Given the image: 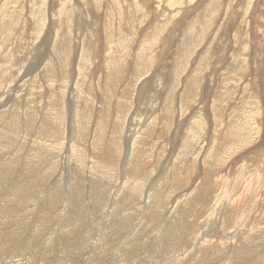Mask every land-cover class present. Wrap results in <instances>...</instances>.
<instances>
[{
	"label": "rangeland",
	"instance_id": "obj_1",
	"mask_svg": "<svg viewBox=\"0 0 264 264\" xmlns=\"http://www.w3.org/2000/svg\"><path fill=\"white\" fill-rule=\"evenodd\" d=\"M55 1L57 7L63 4L72 8L71 17L62 15L63 11L57 10V15H62L60 17H64L63 20L67 18L69 22H73L72 29L66 27L63 20L62 24L59 23L56 16L50 17L52 13L49 0H0V64L2 63L0 73L3 72L0 74V264H93L94 262V264H174V257L175 264H264V170H262L264 145L258 144L264 130V105L258 91L252 93L253 97L252 94L243 93L245 86L247 89L254 88L257 82H264V43L261 40L252 41V49L249 36L251 28L256 25L254 22H258L261 27L260 32H264V0L258 7L260 13L256 15L252 7L255 0H245L244 9L237 16V22L231 31L226 30L221 33L227 21L224 17L225 23L219 27L213 42L211 43L212 35H210L205 39V43L201 44V46L210 45V51L205 55V48L200 47L202 50L196 48L197 50L195 49V52L189 56L187 67L172 65L175 63L173 53L174 58H177L179 53L177 47L182 45L180 41L185 33L183 35L178 33L181 23L174 28L171 26L173 21H180L182 15L188 14V11H183L188 0H170V3L173 1L172 7L168 6L171 5L167 2L169 0H149L147 1L149 6L143 5L142 0ZM174 1H177L176 6L182 7L177 8ZM229 1L226 0L227 3ZM166 2L169 4L167 5ZM233 3L236 1L233 0ZM155 4L158 10L154 7ZM100 7L102 10H98ZM224 7L226 5L220 7L215 14ZM111 8L112 13L108 12ZM131 8L133 9L130 11ZM135 9L139 13L134 16ZM177 10L178 13L170 23L169 14L172 16ZM131 12L133 16H129ZM116 15L118 17H115ZM81 16L86 19L84 25ZM220 22L221 18L218 24ZM51 24L52 30L49 29ZM59 24L64 26V29ZM110 28L119 29L121 32L119 38L123 35L121 40L124 38L122 41L127 43L124 42L125 45L119 47V50H116V45V47L111 46L116 42H109ZM161 29L162 32H159L158 30ZM64 33L67 34L66 37ZM165 35L168 38L164 43L161 42V38ZM59 36L61 38H58ZM57 43L63 46L61 49L63 55L60 59H57L56 54H52L51 49ZM143 44L146 46L145 50H141ZM239 46L245 47L246 59L248 49H251L253 57L248 70L253 74L251 77L245 76L246 73L243 74L242 85L235 88V94L231 96L233 99L228 98L227 102L224 99L227 98L225 95L221 97L219 110L214 118L213 111L211 112L212 100L218 91L222 92L224 90L222 88L227 86L223 85V79H220L226 72L224 66H228V64L222 65L223 54L231 53L235 49L239 53L241 51L238 50ZM150 50H153L152 53ZM162 50L165 52L163 53ZM155 51L157 52L154 53ZM80 52L79 69L87 75L89 83L87 87L88 90L90 88L92 96L86 98L83 96L84 99L79 93L75 95L76 92L71 88L74 83L72 79L77 77L71 76L74 68L77 67ZM198 53L203 55L197 56ZM191 57L192 61L195 63L197 61V65L199 63L201 65L197 66L194 62H190ZM137 59L140 60L136 61ZM148 59H151L149 64L153 63V66L147 68L142 79L136 83L135 77L131 75L136 69L135 64L139 62L137 68H141L142 65L144 67ZM67 60L68 64H66ZM154 64L157 66L154 67ZM200 67L201 69H198ZM109 68L112 69L109 71L111 77ZM93 69L94 73H92ZM211 69L219 70L217 73L211 72ZM220 69L224 71L222 75ZM191 70L192 73H189ZM114 73H117L115 77ZM172 73H175L174 78ZM31 76L34 78L31 79ZM197 76L200 77L197 84L202 83L200 86L193 84ZM261 76L263 81H260ZM183 77H187V82ZM143 79L145 82L140 86V81ZM177 79H179L178 85L174 86ZM212 79L215 81H210ZM106 80L112 81L113 84L115 82V86L113 91L105 90V96L109 94L105 98L104 94H99L97 89L92 87L100 85L98 88L100 91L102 86L109 89L107 84L109 81ZM127 81L129 83L126 85ZM168 83H171V86ZM203 83L208 85L204 86ZM216 85L218 88H215ZM74 86L76 89H81V81L76 82ZM208 88H212V91ZM180 90H185L187 96L182 114L176 106L177 98L181 99ZM124 95L132 103L122 100ZM57 101L60 102L55 103ZM69 102H72L70 108ZM121 103L125 107H122ZM103 104H107L108 107L103 108ZM101 108L105 111H101ZM151 109L158 112L157 115L151 113ZM195 111L200 114L202 121H197L200 123L199 128L192 130L190 125L192 119L189 116L193 114V117ZM250 113L256 115L253 120L261 132H258L257 138H245V141L249 142L239 143V136L243 131L237 126L241 125L244 119L248 117L251 119ZM100 115L101 118L103 116L102 119ZM108 138H112V141ZM234 145L237 154H220L223 148L230 149L229 147ZM259 147L263 151L259 150ZM249 150L253 154L248 153ZM245 153L250 154L248 156L251 160ZM242 156L246 164L254 163H251L250 171L243 173L253 172L257 181L254 184L251 181L250 187H246L247 183L244 184L245 187H238L237 192L248 190L243 201L232 199L224 201V178L230 177L231 185L236 167L235 160ZM225 169L230 172L226 173ZM236 171L238 175L240 171L238 169ZM230 185L226 184L228 187ZM228 187L226 190H231V186ZM229 193L233 195L234 191ZM168 194L172 196L169 197ZM218 197L223 203L227 202L226 205L221 203L223 207H230L227 213L223 210L220 212L222 206H218L219 208L215 210ZM174 208L177 209V213L174 212L176 211ZM247 209L252 212L246 217ZM212 210H215V217L222 219L228 217L229 220L226 219L224 223L213 221L210 217ZM145 217L148 219L144 220ZM246 218L248 220H245ZM168 237L171 243L174 241L172 245L169 239L167 241Z\"/></svg>",
	"mask_w": 264,
	"mask_h": 264
},
{
	"label": "bare ground",
	"instance_id": "obj_2",
	"mask_svg": "<svg viewBox=\"0 0 264 264\" xmlns=\"http://www.w3.org/2000/svg\"><path fill=\"white\" fill-rule=\"evenodd\" d=\"M111 1V0H110ZM128 1V0H127ZM130 1V0H129ZM141 1V0H140ZM139 1V2H140ZM149 2V0H142V2L144 3L143 5H147L148 4V2ZM167 1V0H166ZM183 1V0H182ZM236 1V3H233V0H230L228 3L226 2V0H188V3H186V5H185V8L183 7V11H188V14L186 13V14H184V15H182L181 16V20L180 21H173V23H172V20L171 19H173V17L174 16H176L175 14H177L178 13V10L176 11V12H174V14L171 16L170 14H169V18H168V21H170V23H172V26L171 27H175V26H177L178 24H180L181 23V25H180V28L178 29V33L179 34H181V35H183L184 33V36L182 37V39H181V41H180V43L182 44L181 46L179 45V47H177V53H178V55H177V58L175 57L174 58V53H173V51H172V53H173V59H175L174 60V62L175 63H173L172 65H177V67H179V66H182V67H184V65H186V67H187V63L189 62V56L192 54V52H195V49L197 48L198 49V47L200 48V47H202V48H205V50H206V52H205V50L203 49V51L205 52L204 54L206 55V53L208 52V51H210V45H205V46H201V44H203V43H205V39L208 37V36H210V35H212V40H211V43L213 42V40H214V38H215V36L217 35V33H218V31H219V27L221 26V25H223L224 23H225V20H227L226 21V23L224 24V29H223V31L221 32V33H223V32H225L226 30H229L228 32H230L231 31V29H232V27L236 24V22H237V16L240 14V12H241V10L242 9H244V2H245V0H235ZM117 2H120V1H117ZM121 2H123V0L121 1ZM125 2H126V0H125ZM131 2V1H130ZM138 2V1H137ZM167 2H169L170 3V0L169 1H167ZM166 2V3H167ZM173 1H171V3H172ZM177 2V1H176ZM176 2L174 1V3H175V6H176ZM133 3V2H132ZM169 3H167V5L169 4ZM170 3V4H171ZM227 3V4H226ZM264 3V2H263ZM78 4H79V6H81L80 5V3L78 2ZM123 4V3H122ZM159 4V3H158ZM178 4H180V3H178ZM109 5V4H108ZM118 5V7L120 6L119 4H117ZM133 5H134V3H133ZM137 5H139L138 3H137ZM160 5V4H159ZM172 5L173 4H171V5H168V6H171L172 7ZM224 5H226V7H224L218 14H215L216 13V11L218 10V9H220V7H223ZM262 5V0H255V3H254V5L252 6L253 7V13L256 15V14H258V13H260V8H258V7H260ZM49 6H50V11H51V13L52 14H54V15H52V14H50V17L51 18H54V16H56V20L59 22V23H61L62 24V20L64 19V17H60V16H62L63 14L64 15H67V16H72V14H71V10H72V8L71 7H66V6H64L63 4H60L59 5V7H57V2L55 1V0H49ZM111 6H112V4H111ZM124 6H126V5H124ZM147 6H149V4L147 5ZM154 6V5H153ZM164 6H165V4H164ZM174 6V7H175ZM181 5H177L176 7L178 8V7H180ZM66 7V8H65ZM82 8H83V6H81ZM97 7H99V6H97ZM96 7V8H97ZM102 8H103V6H101ZM101 7L100 8H98V10L99 9H101ZM110 7V6H109ZM128 7V6H127ZM126 7V8H127ZM144 7V6H143ZM154 7H157L156 6V4H155V6ZM175 7V8H176ZM182 7V6H181ZM65 8V9H64ZM120 8V7H119ZM135 8V7H134ZM141 8V7H140ZM148 8V7H147ZM168 9H170V7H167ZM230 8V9H229ZM58 9H60L61 11H63V13H62V15H60V16H58L57 15V10ZM84 9V8H83ZM121 9V8H120ZM133 8H131L130 9V11L132 10ZM146 9V8H145ZM144 9V10H145ZM150 9V8H149ZM164 9V8H163ZM173 9V8H172ZM227 9H229V11L227 10ZM102 10V9H101ZM104 10V9H103ZM112 8L110 9V11L108 10V12H111L112 13ZM117 10H119L118 8H117ZM122 10V9H121ZM127 10V9H126ZM136 10V9H135ZM134 10V11H135ZM141 10V9H140ZM148 10V9H147ZM156 10H158V7L156 8ZM124 11V10H123ZM173 11H175V10H173ZM173 11H172V13H173ZM99 12V11H98ZM128 12V11H127ZM154 12V11H153ZM165 12V11H164ZM79 13V12H78ZM97 13V12H96ZM95 13V14H96ZM100 13V12H99ZM118 13V12H117ZM129 13V12H128ZM134 14V16L137 14V13H139L138 12V10H136L135 12H133ZM162 13H163V11H162ZM149 14H151V13H149ZM154 14V13H153ZM130 15H132V12H131V14H129V16ZM132 15V16H133ZM128 16V17H129ZM166 16V15H165ZM180 16V15H179ZM60 17V19H58ZM100 17V16H99ZM115 17H118V15H116ZM114 17V18H115ZM122 17H123V15H122ZM225 17V20H223V18ZM251 17H252V15H251ZM132 17H130V19H131ZM176 18V17H175ZM221 18V22L218 24V22H219V19ZM69 19V18H68ZM122 19V18H121ZM126 19H127V16H126ZM164 19V18H163ZM177 19H179L178 17H177ZM85 17L84 16H81V22H82V24L84 25L85 24ZM96 20V19H95ZM65 23V25H66V27L68 26V27H72V23L71 22H69V20H67V18H66V20H63ZM140 21V20H139ZM166 21V20H165ZM77 22H78V17H77ZM80 22V21H79ZM78 22V23H79ZM141 22V21H140ZM163 22V21H162ZM167 22V21H166ZM165 22V24H167ZM71 23V24H70ZM77 23V24H78ZM53 24V23H52ZM52 24H51V26H50V30H52V28H53V26H52ZM76 24V23H75ZM141 24V23H140ZM162 24V23H161ZM254 24H256V25H253V27L251 28V30H250V32H249V36H250V39H251V45H250V47L253 49V45H252V41H262L263 43H264V32H260V29H261V27H260V25H259V23L258 22H254ZM74 25V24H73ZM158 25L160 26V24L158 23ZM163 26H164V24H162ZM170 25V24H169ZM59 26H60V24H59ZM62 26V25H61ZM60 26V27H61ZM158 26V27H159ZM63 27V29H64V26H62ZM66 27H65V30H67L66 29ZM74 27V26H73ZM77 27V26H76ZM79 27V26H78ZM77 27V28H78ZM161 27V26H160ZM75 28V27H74ZM112 28V27H111ZM110 28V30H109V33H108V36L110 35V37H109V42H116V44H114V46L113 45H111L112 47H116L117 46V48H116V50H119V47H122V46H124L123 45V43L125 42H123L122 40L124 39H122L121 40V38L122 37H124L123 35H122V37L121 38H119V34L121 33L120 31H119V29H115L114 28V30L113 29H111ZM164 28H166V26L164 27ZM72 29V28H71ZM70 29V30H71ZM158 29H160V28H158ZM162 30L163 29H161V30H158L159 32H162ZM58 31H59V28H58ZM114 31H116L117 33H114ZM156 31V30H155ZM169 31H170V29H169ZM244 31V30H243ZM245 31H247V29H245ZM158 32V33H159ZM164 32V31H163ZM173 32V31H172ZM0 35H1V33H0ZM5 35V34H4ZM12 35V34H11ZM58 35V34H57ZM60 35V34H59ZM161 35H163V34H161ZM67 36V34L66 33H64V37H66ZM151 36V35H150ZM157 36H159L158 34H157ZM172 36V35H171ZM5 37H7V36H5ZM48 37V36H47ZM155 37H156V35H155ZM58 38H61L60 36L58 37ZM57 37H55V39H58ZM125 38H127V37H125ZM167 38H168V36L167 35H165V36H163V38H161L162 40H161V42H164L165 43V41H167ZM155 39H157L158 40V38H155ZM15 40V39H14ZM113 40V41H112ZM121 40V41H120ZM126 40H128V39H126ZM9 41V40H8ZM119 42V43H118ZM160 42V43H161ZM126 43V42H125ZM129 43V42H128ZM145 43V42H144ZM210 43V44H211ZM111 44V43H110ZM109 44V45H110ZM127 44V43H126ZM148 44V43H147ZM185 44V45H184ZM116 45V46H115ZM78 46V45H77ZM127 46V45H126ZM125 46V47H126ZM157 46V45H156ZM184 46V47H183ZM76 47V46H75ZM63 48V46L61 45V44H59V43H57L56 45H55V47L54 48H51L52 49V54H56V57H57V59H60V56H62L63 55V52H61V49ZM109 48H110V46H109ZM127 48H128V46H127ZM145 48H146V46L143 44L142 45V47H141V50H145ZM148 48V47H147ZM150 48V47H149ZM202 48H200L201 50H202ZM50 49V50H51ZM77 49V48H76ZM125 49V48H124ZM164 49H166V48H164ZM196 49V50H197ZM199 49V50H200ZM241 50L239 53L237 52V50L235 49V50H233L231 53H227L226 55L225 54H223V56H224V58H223V63H222V65L223 64H228V66H224L225 68H224V70L227 72H224L223 70H221V75H222V73L224 72V73H226L225 75H227V76H225L224 75V73H223V75L222 76H224L225 78H223L222 76H221V78L220 79H223V81H222V84L223 85H227L225 88H222L221 87V85L220 84H218V86L219 87H221L222 89H224L222 92L221 91H218V94L216 95V97L214 98V95H213V97L212 98H214L213 100H212V105H211V112H212V114H213V116H214V118L216 117V114H217V112H218V106H219V102H220V100H221V97H223V95H225L227 98H224V99H228V98H232L231 96H233L234 94H235V88L237 89V87L238 86H241L242 85V82H241V79L243 78L242 76H243V74H245V76H249V77H251L252 76V74H253V72H249V70H248V68H249V63H250V60H251V58L253 57V55H252V53H251V49H248V58L246 59V55H245V52H244V50H245V47H243V46H239L238 47V50ZM39 50V49H38ZM80 50V49H79ZM78 50V51H79ZM110 50V49H109ZM148 50V49H147ZM125 51H127V50H125ZM153 51V50H152ZM152 51L150 50V52L152 53ZM159 51V50H158ZM161 51V50H160ZM167 51V50H166ZM51 52V51H50ZM141 52V51H140ZM149 52V53H150ZM157 51H155L154 53H156ZM162 52H163V50H162ZM164 52H165V50H164ZM163 52V53H164ZM168 52V51H167ZM170 52V51H169ZM41 53V52H40ZM114 53V52H113ZM125 53V52H124ZM201 53H203V52H201ZM201 53H198V55L197 56H200V55H203V54H201ZM80 54H81V52L79 53V56H78V62H77V67H75L74 68V71H73V73H72V76L71 77H73V75L75 76H77L75 79L73 78H71L72 80H73V82L74 83H72V85H71V88L72 89H74V92H76L75 93V95L77 94V93H79V95H80V97L82 98L83 96H85V98L86 97H88V96H91L90 95V88H89V90H88V78H86V73L85 72H83L82 70H80L79 69V60H80ZM142 54V53H141ZM168 54V53H167ZM167 54H166V57H167ZM169 54H171V53H169ZM200 54V55H199ZM40 55V54H39ZM109 55V54H108ZM114 55V54H113ZM113 55H112V57H113ZM139 55V54H138ZM150 55V54H149ZM148 55V56H149ZM154 55V54H153ZM208 55H209V53H208ZM207 55V56H208ZM143 56V55H142ZM152 56V55H151ZM150 56V57H151ZM170 56V55H169ZM176 56V55H175ZM180 56H181V58H180ZM111 57V56H110ZM114 57H115V55H114ZM153 57H155V55L153 56ZM153 57H151V58H153ZM172 57V56H171ZM171 57H170V59H171ZM193 57H194V55H193ZM141 58V57H140ZM146 58H147V56H146ZM180 58V59H179ZM208 58H209V56H208ZM48 59H49V57H48ZM191 60H190V62L193 60L192 59V57L190 58ZM202 59H203V57H202ZM201 59V60H202ZM207 59V58H206ZM50 60V59H49ZM48 60V62H49V64L51 63L50 61ZM140 60V59H139ZM138 59L136 60V61H139ZM146 60V59H145ZM149 60V59H148ZM153 60H155V59H153ZM152 60V62H154ZM195 60H197V59H195ZM208 60V59H207ZM68 61V60H67ZM169 61V60H168ZM173 61V60H172ZM186 61V62H185ZM200 61V60H199ZM204 61V60H203ZM47 62V63H48ZM149 62H151V59L148 61V63L143 67V65H142V67L140 68H137V65L139 64V62H136V64H135V67H136V69H134L133 70V73L131 74L132 75V77H135V81H136V83H138L139 82V80L140 79H142L141 77H142V75H143V73L145 72V70L148 68L149 69V67L151 68V66H153V63L152 64H149ZM192 62H194V61H192ZM204 62H206V63H208V61H204ZM63 63V62H62ZM69 63V61L66 63V64H68ZM146 63V62H145ZM169 63H171V62H169ZM195 63V62H194ZM197 61H196V65H197ZM2 64V63H1ZM0 64V65H1ZM59 64V63H58ZM144 64V63H143ZM53 65V64H52ZM150 65V66H149ZM199 65H201L200 63H199ZM199 65H197V66H199ZM222 65H221V67H222ZM3 66V65H2ZM12 66V65H11ZM68 66V65H67ZM155 66H157V65H155L154 64V67ZM160 66V65H159ZM191 66V65H190ZM193 66V65H192ZM202 66H204V65H202ZM14 67H15V63H14ZM14 67H13V69H14ZM50 67H52L51 65H50ZM62 67H64V65L62 66ZM154 67H152V68H154ZM163 67V66H162ZM220 67V68H221ZM5 68V67H4ZM111 68V67H110ZM109 68V70H108V72L110 71V70H112V69H110ZM170 68V67H169ZM169 68H168V70H169ZM191 68V67H190ZM1 69V68H0ZM48 69V68H47ZM60 69V68H59ZM99 69V68H98ZM156 69H158V68H156ZM160 69V68H159ZM198 69H201V67L200 68H198ZM7 70V69H6ZM12 70V69H11ZM52 70V69H51ZM50 70V72H52ZM61 70V69H60ZM115 70H119V69H116L115 68ZM163 70H164V68H163ZM163 70H161L162 72H163ZM185 70V69H184ZM218 70L219 69H211L210 71L212 72V71H214V72H217L218 73ZM16 71V70H15ZM57 71V70H56ZM63 71H64V69H63ZM153 71V70H152ZM160 71V72H161ZM165 71L167 72V67H166V69H165ZM164 71V72H165ZM187 71V70H186ZM199 71V70H198ZM205 71V70H204ZM223 71V72H222ZM248 71V72H247ZM31 72V71H30ZM46 72V71H45ZM49 72V71H48ZM67 71H65V73H66ZM112 72V71H111ZM116 72V71H115ZM122 72V71H121ZM121 72H119V73H121ZM126 72V71H125ZM137 72H138V74H137ZM149 72H151V71H149ZM155 72H157V71H155ZM169 72V71H168ZM185 72V71H184ZM193 72H194V70H193ZM202 72V71H201ZM3 73V72H2ZM2 73H0V74H2ZM7 73V72H6ZM5 73V74H6ZM58 73V72H57ZM92 73H94V69H93V72ZM130 73V72H129ZM128 73V74H129ZM189 73H192V70H191V72L189 71ZM10 74V73H9ZM53 74V73H52ZM61 74V73H60ZM63 74V73H62ZM106 75L108 74V73H105ZM117 74V73H116ZM115 73H114V77H115V75H116ZM150 74H152V73H150ZM149 74V75H150ZM159 74V73H158ZM161 75H162V73H160ZM173 74H175V73H172V76H173ZM203 74H204V72H203ZM54 75H57L56 73H54ZM66 75V74H65ZM149 75H147V76H149ZM153 75H154V73H153ZM177 75V74H176ZM180 75V74H179ZM193 75H195V73H193ZM201 75H202V73H201ZM205 75H206V73H205ZM211 75V74H210ZM216 75V74H215ZM214 75V77H216ZM218 75V74H217ZM47 75H45V77H46ZM64 76V75H63ZM91 76V75H90ZM109 76H110V72H109ZM109 76L107 77V79H109V80H111L110 78H109ZM155 76H157V75H155ZM163 76H164V74H163ZM192 76V75H191ZM190 76V77H191ZM204 76V75H203ZM1 77V76H0ZM3 77V76H2ZM49 77V76H48ZM48 77H47V79H48ZM111 77V76H110ZM113 77V76H112ZM121 77H122V75H121ZM131 77V78H132ZM161 77V76H160ZM182 77V76H181ZM185 77V76H184ZM183 77V80L185 79L186 80V82H187V80L188 79H186V78H184ZM198 77V76H197ZM204 77H206V76H204ZM31 79H33L34 78V76H31L30 77ZM52 78V77H51ZM54 78V77H53ZM57 78V77H56ZM64 78V77H63ZM66 78V77H65ZM64 78V79H65ZM91 78V77H90ZM120 78V77H119ZM128 78V77H127ZM146 78V77H145ZM148 78V77H147ZM168 78V77H167ZM172 78H174V76L172 77ZM264 78V77H263ZM4 79V78H3ZM62 79V78H61ZM67 79V78H66ZM114 79V78H113ZM149 79H150V76H149ZM153 79V78H152ZM201 79H202V77H201ZM206 79V78H205ZM209 79V78H208ZM213 79H215V78H213ZM210 80V81H215V80ZM218 79H219V77H218ZM220 79L218 80V82L220 81ZM109 80H106V81H109ZM117 80V79H116ZM123 80V79H122ZM155 80V79H154ZM169 79H167V81H168ZM173 80V79H172ZM172 80L170 81V82H172ZM198 80H200V77H198V78H194V82H193V84H197V81ZM216 80H217V78H216ZM3 81V80H2ZM79 81H81V84H82V88L81 89H76L75 88V86H74V84L76 83V82H79ZM129 81V80H128ZM125 82L126 83V85H127V83H129V82ZM148 81V80H147ZM156 81V80H155ZM178 81H179V79H177V82H175L176 84L174 85V86H177L178 85ZM180 81H182V80H180ZM203 81H204V79H203ZM207 81V80H206ZM260 81H263V79H262V76H261V79H260ZM6 82V81H5ZM50 82V81H49ZM55 82V81H54ZM104 82H105V80H104ZM134 82V81H133ZM145 81H144V79L143 80H141L140 81V86L144 83ZM151 82H152V80H151ZM159 82H161V80H159ZM165 82V81H164ZM169 82V81H168ZM185 82V81H184ZM201 82V81H200ZM205 82V81H204ZM122 83V82H121ZM124 83V82H123ZM162 83H163V81H162ZM166 83V82H165ZM206 83V82H205ZM100 84H102V82L100 83ZM104 84V83H103ZM108 84V87H109V89H105V88H103V86H102V90L100 91V90H98V88H99V86H95V87H92V88H95V89H97V91H98V93L99 94H101V95H103L104 94V96L103 97H108V95L107 96H105L106 94V91L105 90H109V91H113V86H115V82H114V84H113V82L111 81H109V83H107ZM106 84V85H107ZM119 84V83H118ZM153 84H154V82H153ZM158 84H160V83H158ZM169 84V83H168ZM168 84H166V85H168ZM171 84V83H170ZM169 84V85H170ZM174 84V83H173ZM190 84V83H189ZM200 84H202V83H199V84H197V85H199L200 86ZM212 84H214V83H212ZM95 85H97V84H95ZM105 85V84H104ZM120 85V84H119ZM122 85H124V84H122ZM126 85H124V86H126ZM163 85V84H162ZM203 85H204V83H203ZM206 85V84H205ZM204 85V86H205ZM208 85V84H207ZM206 85V86H207ZM211 85V84H210ZM150 86H151V84H150ZM164 86V85H163ZM171 86V85H170ZM173 86V87H174ZM89 87H91V85H89ZM127 87V86H126ZM125 87V88H126ZM162 87V86H161ZM198 87V86H197ZM217 87V85L215 86V88ZM91 88V89H92ZM116 88H117V86H116ZM122 88V87H121ZM169 87H167V89H168ZM191 88V87H190ZM189 88V89H190ZM214 88V87H213ZM214 88V89H215ZM218 88V87H217ZM220 88V89H221ZM143 89V88H142ZM159 88H157V90H158ZM162 89V88H161ZM165 89V88H164ZM183 89H185V88H183ZM208 89H210V88H208ZM207 89V90H208ZM212 89V88H211ZM210 89V90H211ZM116 90V89H115ZM123 89H121V91H122ZM126 90H128L129 91V89H126ZM170 90H171V88H170ZM203 90H204V88H203ZM95 90H93V92H94ZM118 91V90H117ZM180 91H182V90H180ZM200 91H202V90H200ZM212 91V90H211ZM253 91V92H252ZM255 91L257 92L258 91V94H259V96H260V99H261V101L263 102V105H264V82L263 83H259V82H257V85L254 87V88H249V89H247V87L245 86L244 88H243V93H248L247 95H250V94H252V93H255ZM91 92H92V90H91ZM120 92V91H119ZM166 92H168V91H166ZM176 92V91H175ZM177 92H178V89H177ZM191 92V91H190ZM210 92V91H209ZM97 93V94H98ZM117 93V92H116ZM116 93H114V94H116ZM144 93V92H143ZM161 93V92H160ZM165 95H166V93H165V91L163 92ZM182 94H181V99L179 98V100H178V98H177V100H176V102H177V104H176V106L179 108V113H184V108H185V105H186V98H187V96H186V92H185V90L184 91H182L181 92ZM198 93V92H197ZM211 93V92H210ZM214 93V92H213ZM237 93H238V91H237ZM242 93V94H243ZM119 93H117V95H118ZM140 94H142V93H140ZM139 94V95H140ZM155 94H156V92H155ZM170 94V93H169ZM205 94V93H204ZM74 95V96H75ZM96 95V94H95ZM116 95V96H117ZM120 95V94H119ZM138 95V94H137ZM171 95V94H170ZM176 95V94H175ZM199 95H200V93H199ZM209 95V94H208ZM244 95V94H243ZM113 96V95H112ZM178 96V95H177ZM198 96V95H197ZM196 96V97H197ZM201 96H202V94H201ZM256 96V95H255ZM92 97V96H91ZM94 97V96H93ZM145 97V96H144ZM148 97V96H147ZM155 97V96H154ZM157 97V96H156ZM159 97V96H158ZM160 97H162V96H160ZM179 97V96H178ZM190 97H191V95H190ZM199 97V96H198ZM197 97V98H198ZM202 97H204V96H202ZM205 97H207V96H205ZM247 97V96H246ZM250 97V96H249ZM251 97H253V94L251 95ZM101 98V97H100ZM111 98V97H110ZM109 98V99H110ZM123 98V97H122ZM140 98H141V96H140ZM75 99V98H74ZM83 99H84V97H83ZM93 99V98H92ZM103 99V98H102ZM114 99V98H113ZM132 99H133V96H132ZM142 99V98H141ZM163 99H164V97H163ZM211 99V98H210ZM233 99V98H232ZM231 99V100H232ZM257 99H258V95H257ZM256 99V100H257ZM259 99V100H260ZM85 100H88V99H85ZM91 100V99H90ZM95 100H97V99H95ZM115 100V99H114ZM122 100H126V101H128L127 100V96H125L124 95V99H122ZM146 100V99H145ZM148 100V99H147ZM146 100V101H147ZM173 100H174V98H173ZM198 100V99H197ZM202 100V99H201ZM229 100V99H228ZM228 100H227V102H228ZM255 100V99H254ZM94 101V100H93ZM103 101V100H102ZM109 101V100H108ZM110 101H111V99H110ZM119 101H121V100H119ZM154 101V100H153ZM157 101V100H156ZM203 101V100H202ZM201 101V102H202ZM205 101V100H204ZM26 102V101H25ZM58 102H60V101H57V102H55V103H58ZM88 102V101H87ZM90 102V101H89ZM131 103H132V101H130ZM130 102L128 101V103L130 104ZM144 102V101H143ZM189 102V101H188ZM196 103H197V101H195ZM260 102V101H259ZM259 102H258V105H259ZM27 103V102H26ZM28 103H29V101H28ZM70 104H69V108H70V106L72 105V102H69ZM100 103V102H99ZM126 103V102H125ZM124 103V104H125ZM167 104H168V101L166 102ZM204 103V102H203ZM207 103V102H206ZM210 103V102H209ZM6 104V103H5ZM96 104H98V103H96ZM111 104V103H110ZM109 104V105H110ZM122 104V103H121ZM154 104V103H153ZM35 105H36V103H35ZM34 105V106H35ZM57 105V104H56ZM59 105H60V103H59ZM101 105H102V103H101ZM123 105V104H122ZM148 105V104H147ZM147 105L145 106V107H147ZM150 105V104H149ZM173 105H174V102H173ZM199 105H200V103H199ZM209 105V104H208ZM236 105V104H235ZM261 105V104H260ZM68 106V105H67ZM88 106H90V105H88ZM100 106V105H99ZM176 106H175V108H176ZM195 106H197V104H195ZM203 106L205 107V105L203 104ZM203 106H201V107H203ZM32 107V106H31ZM57 107V106H56ZM66 107V106H65ZM106 108V107H108V105L107 104H103V108ZM122 107H125L124 105L122 106ZM121 107V108H122ZM165 107V106H164ZM189 107H192V106H190L189 105ZM199 107V106H198ZM121 108H120V110H121ZM207 108V107H206ZM210 108V107H209ZM222 108V107H221ZM224 108V107H223ZM242 108V107H241ZM264 108V107H263ZM65 109V108H64ZM91 109V108H90ZM134 109V108H133ZM136 109H138V108H136ZM141 109V108H140ZM148 109V108H147ZM162 109V108H161ZM173 109V108H172ZM190 109H192V108H190ZM196 109V108H195ZM200 109V108H199ZM205 109V108H204ZM234 109V108H233ZM238 109V108H237ZM3 110V109H2ZM33 110H34V108H33ZM36 110V109H35ZM94 110H96V108L94 109ZM100 110V109H99ZM102 110H104V109H102L101 108V111ZM115 110V109H114ZM124 111H125V108L123 109ZM122 110V111H123ZM131 110V109H130ZM152 111H151V113H153L154 115H157V113L156 112H154L155 110H153V109H151ZM201 110V109H200ZM206 110V109H205ZM230 110H232V109H230ZM100 111V112H101ZM105 111V110H104ZM103 111V112H104ZM139 111H141V110H139ZM150 111V110H149ZM174 111V110H173ZM198 111V110H197ZM197 111H195L196 112V114H194V116L192 117V115L193 114H191V116H189L190 117V119H192V122H191V129L192 130H197L198 128H199V126H200V123L199 122H201L202 121V118L199 116L200 114H198L197 113ZM240 111V110H239ZM35 112V111H34ZM76 112V111H75ZM109 112V111H108ZM119 112V111H118ZM130 112V111H129ZM138 112V111H137ZM136 112V113H137ZM201 112V111H200ZM224 112V111H223ZM231 112V111H230ZM125 113V112H124ZM150 113V112H149ZM148 113V114H149ZM160 113V112H159ZM178 113V112H177ZM102 114V113H101ZM106 114V113H105ZM116 114V113H115ZM129 114V113H128ZM162 114V113H161ZM230 114V113H229ZM236 114V113H235ZM235 114H233V115H235ZM238 114V113H237ZM256 114V113H255ZM45 115V114H44ZM109 115V114H108ZM133 115V114H132ZM150 115V114H149ZM159 115V114H158ZM174 115V114H173ZM231 115V114H230ZM247 115V114H246ZM250 115H251V119L248 117V118H246V119H244L243 120V123L241 124V125H238L237 127H239L242 131H243V134H240V136H239V139H240V141H239V143H245V142H249V141H245V138H252V137H258V132H259V129H258V127L256 126V124H255V120H253V117H256V115L254 116V114L253 113H250ZM114 116V115H113ZM112 116V117H113ZM116 116V115H115ZM175 116V115H174ZM202 116V115H201ZM222 116V115H221ZM238 116V115H237ZM248 116V115H247ZM260 116V115H259ZM109 117H111V116H109ZM127 117V116H126ZM204 117V116H203ZM229 117V116H228ZM263 117H264V114H263ZM95 118H97V117H95ZM99 118V117H98ZM100 118H101V115H100ZM102 118H103V116H102ZM101 118V119H102ZM129 119V118H128ZM189 119V120H190ZM199 119V120H198ZM264 119V118H263ZM9 120V119H8ZM203 120H206V119H203ZM242 120V119H241ZM240 120V121H241ZM94 121V120H93ZM197 121H199V122H197ZM219 121V120H218ZM45 122V121H44ZM128 122V121H127ZM188 122V121H187ZM228 122V121H227ZM233 122V121H232ZM137 123V122H136ZM144 123V122H143ZM225 123H226V121H225ZM262 123V122H261ZM103 124V123H102ZM227 124V123H226ZM229 124V123H228ZM258 124V123H257ZM263 124V123H262ZM20 125V124H19ZM261 125V124H260ZM259 125V126H260ZM103 126V125H102ZM101 126V127H102ZM111 126V125H110ZM113 126V125H112ZM212 126V125H211ZM216 126V125H215ZM130 127V126H129ZM174 127V126H173ZM224 127V126H223ZM255 127H256V129H255ZM261 127V126H260ZM111 128V127H110ZM137 128V127H136ZM228 128V127H227ZM264 128V127H263ZM262 128V129H263ZM69 129V128H68ZM97 129V128H96ZM139 129V128H138ZM149 129V128H148ZM182 130V129H181ZM254 130H256V131H254ZM184 131V130H183ZM224 132V131H223ZM260 132H261V129H260ZM259 132V133H260ZM263 133H262V138H261V140L259 141V145L260 144H263L264 145V130L262 131ZM65 133V132H64ZM105 133V132H104ZM109 133V132H108ZM123 133V132H122ZM74 134V133H73ZM125 134V133H124ZM222 134V133H221ZM27 135V134H26ZM225 136V135H224ZM260 136V135H259ZM97 137V136H96ZM159 137V136H158ZM162 137V136H161ZM65 138V137H64ZM106 138V137H105ZM160 138V137H159ZM163 138H166V137H163ZM174 138V137H173ZM101 139H102V137H101ZM108 139H110V138H108ZM112 139V138H111ZM110 139V141H112ZM169 139V138H168ZM217 139V138H216ZM238 139V140H239ZM259 139V138H258ZM131 140V139H130ZM224 140V139H223ZM237 140V141H238ZM109 141V140H108ZM114 141V140H113ZM129 141V140H128ZM160 141V140H159ZM163 141V140H162ZM172 141V140H171ZM200 141V140H199ZM221 142H222V139L220 140ZM257 141V140H256ZM99 142H100V140H99ZM102 142V141H101ZM120 142H122V141H120ZM170 142V141H169ZM223 142H225V140L223 141ZM68 143H71V142H68ZM107 143H109V142H107ZM111 143V142H110ZM116 143V142H115ZM129 143V142H128ZM218 143V142H217ZM256 143V142H255ZM254 143V144H255ZM102 144V143H101ZM219 144H222V143H219ZM257 144V143H256ZM257 144V145H258ZM68 145H70V144H68ZM111 145V144H110ZM115 145V144H114ZM113 145V146H114ZM103 146V145H102ZM108 146V145H107ZM107 146H106V148H107ZM236 145H234V146H230L229 148L230 149H228L227 147L226 148H223L222 150H221V152H220V154L221 155H225V154H227L228 153V155L229 154H233V153H235V154H237L238 153V151L236 150V151H234V147H235ZM251 146V145H250ZM105 147V146H104ZM110 147V146H109ZM165 147V146H164ZM196 147V146H195ZM194 147V148H195ZM216 147V146H215ZM222 147V146H221ZM256 147V146H255ZM261 147V146H260ZM260 147H259V150H262V149H260ZM23 147H21V149H22ZM103 148V147H102ZM132 148V147H131ZM173 148V147H172ZM179 148H180V146L177 148L178 150H179ZM202 148V147H201ZM205 148V147H204ZM109 149V148H108ZM117 149V148H116ZM123 149V148H122ZM184 149V148H183ZM214 149V148H213ZM246 149V148H245ZM248 149V148H247ZM256 149V148H255ZM110 150V149H109ZM192 151L194 150V149H191ZM23 151V150H22ZM111 151V150H110ZM110 151L108 152V154L110 153ZM126 151H128V149H126ZM143 151V150H142ZM151 151V150H150ZM175 151V150H174ZM195 151H197V149L195 150ZM263 151V150H262ZM106 152V151H105ZM112 152V151H111ZM137 152H139V151H137ZM185 152V151H184ZM258 152V151H257ZM141 153V152H140ZM178 153H180L179 151H178ZM196 153V152H195ZM241 153V152H240ZM244 153V152H243ZM248 153H251L250 152V150L248 151ZM259 153V152H258ZM113 154V153H112ZM126 154V153H125ZM127 154H128V152H127ZM194 154V153H193ZM192 154V155H193ZM246 154V153H245ZM251 154H253V153H251ZM260 154V153H259ZM263 154V153H262ZM110 155V154H109ZM196 155V154H195ZM247 156L246 157H249V160H251V157L250 156H248V155H250V154H246ZM255 155V154H254ZM254 155H253V157H254ZM60 156V155H59ZM124 156V155H123ZM128 156V155H127ZM160 156V155H159ZM227 156V155H226ZM252 156V155H251ZM125 157V156H124ZM237 157V156H236ZM245 157V158H246ZM252 157V158H253ZM188 158V157H187ZM233 158V157H232ZM244 157L242 156V158H238V159H236L235 160V165H236V167L234 168V173H233V182L231 181V185H230V183H229V180H230V177H225L224 178V180H225V184H224V188H225V190H224V197H223V199H224V201H226V199H232V200H234V201H243L244 199H245V197L247 196V193H248V190L247 189H243V192L241 193V191H238L237 192V190H238V187H240V186H242V187H245L244 186V184L245 183H247V186L246 187H250V183H251V181H252V184H254V182L255 181H257V177L255 176V174L253 173V172H246V173H243V172H245V171H250V167L252 166V164H254L253 162H251V163H249V164H246L245 163V160L243 159ZM90 159V158H89ZM120 159V158H119ZM134 159H135V157H134ZM189 159V158H188ZM187 159V160H188ZM235 159V158H234ZM63 160V159H62ZM126 160V159H125ZM147 160V159H146ZM155 160V159H154ZM193 160V159H192ZM233 160V159H232ZM247 160V159H246ZM120 161V160H119ZM142 162V161H141ZM146 162V161H145ZM193 162V161H192ZM191 162V163H192ZM198 162H200V161H198ZM259 162V161H258ZM257 162V163H258ZM229 163V162H228ZM152 164V163H151ZM136 165V164H135ZM146 165V164H145ZM200 165V164H199ZM232 165V164H231ZM254 166V165H253ZM196 167V166H195ZM256 167V166H255ZM258 167V166H257ZM227 168V167H226ZM230 168V167H229ZM233 168V167H232ZM262 168V167H261ZM142 169V168H141ZM228 169V168H227ZM236 169H238L239 171H240V173L237 175V171H236ZM258 169H259V167H258ZM257 169V170H258ZM167 170V169H166ZM198 170V169H197ZM199 170H201V169H199ZM203 170H204V168H203ZM203 170H201V171H203ZM262 170H264V169H262ZM219 171V170H218ZM225 171H226V173H229L230 172V170H226L225 169ZM233 171V170H232ZM255 171V170H254ZM108 172V171H107ZM158 172V171H157ZM260 172V171H259ZM195 173V172H194ZM197 173V172H196ZM56 174V173H55ZM54 174V175H55ZM201 174V173H200ZM204 174V173H203ZM196 175V174H195ZM237 175V176H236ZM262 175V174H261ZM200 176V175H199ZM203 176V175H202ZM53 177V176H52ZM189 177V176H188ZM197 177V176H196ZM200 178V177H199ZM52 179V178H51ZM183 179V178H182ZM194 179H196V178H194ZM264 179V178H263ZM202 180V179H201ZM180 181H181V179H180ZM197 182V181H196ZM171 183V182H170ZM226 184H228V185H230L231 186V188H230V186L228 187V186H226ZM259 184V183H258ZM114 185V184H113ZM195 186L197 185V184H194ZM219 185H220V183H219ZM235 185V186H234ZM153 186V185H152ZM199 186V185H198ZM261 186V185H260ZM172 187V186H171ZM222 187V186H221ZM226 187H228V188H230L231 190H229V191H234V194L233 195H231L230 193H229V191L228 190H226L227 188ZM236 187V189H234ZM192 188V187H191ZM224 188H222V189H224ZM252 188H254V187H252ZM257 188V187H256ZM259 188V187H258ZM193 189V188H192ZM198 189H199V187H198ZM207 189V188H206ZM218 189V188H217ZM155 190V189H154ZM153 190V191H154ZM162 190V189H161ZM209 190V189H208ZM255 190V189H254ZM170 191V190H169ZM187 191V190H186ZM199 191V190H198ZM217 191V190H216ZM219 191H221V190H219ZM256 191V190H255ZM260 191H261V189H260ZM264 191V190H263ZM122 192H124V190L122 191ZM162 192H163V190H162ZM189 192H191V190L189 191ZM188 192V193H189ZM192 192H194V191H192ZM196 192H197V190H196ZM257 192H259V191H257ZM220 193V192H219ZM125 194V193H124ZM187 194V193H186ZM253 194V193H252ZM256 194V193H255ZM260 194V193H259ZM189 195H191V194H189ZM261 195V194H260ZM168 196H169V194H168ZM168 196H167V198H168ZM170 196H172V194L170 195ZM169 196V197H170ZM186 196V195H185ZM184 196V197H185ZM253 196H254V194H253ZM177 197V196H176ZM188 197H190V196H188ZM187 197V198H188ZM67 198V197H66ZM103 198V197H102ZM140 198V197H139ZM147 198V197H146ZM186 198V197H185ZM204 198V197H203ZM252 198V197H251ZM250 198V199H251ZM256 198V197H255ZM255 198H254V201H255ZM62 199V198H61ZM176 199V198H175ZM174 199V200H175ZM148 201H150L149 199H147ZM166 200V202H167V199H165ZM191 200V199H190ZM183 201V200H182ZM233 201V202H234ZM250 201V200H249ZM68 202V201H67ZM147 202V201H146ZM186 202H187V200H186ZM216 208H215V210L217 209V207L218 206H222V208H220V212H221V210H223L224 212H226L227 213V211L228 210H230L229 208L230 207H226V206H224L223 207V204H225L226 205V203H223L222 201H220V197H218V199L216 200ZM168 203V202H167ZM172 203V202H171ZM188 203V202H187ZM186 203V204H187ZM221 203H223L222 205H221ZM142 204V203H141ZM175 204V203H174ZM173 204V205H174ZM181 204V203H180ZM179 204V205H180ZM215 204V203H214ZM147 205V204H146ZM253 205V204H252ZM255 205V204H254ZM122 206V205H121ZM150 205H148V207H149ZM164 206V205H163ZM174 206H176V205H174ZM173 206V207H174ZM181 206V205H180ZM177 207H178V205H177ZM171 208V207H170ZM213 208H214V206H213ZM219 208V207H218ZM248 208V207H247ZM254 208H255V206H254ZM258 208H259V206H258ZM174 209H176V208H174ZM171 210H173L172 208H171ZM215 210H212V212H210L211 213V215H210V217H212L213 218V221L214 220H216V222H220V223H224V222H226L225 220L227 219V220H229L228 219V217H224L225 219H222L221 217L219 218V217H215L214 215H215V213H214V211ZM246 211V210H245ZM250 210L249 209H247V212H246V217H247V214H249V213H251V212H249ZM254 211H255V209H254ZM264 211V210H263ZM263 211L261 212V213H263ZM150 213H151V211H149ZM163 212V211H162ZM161 212V213H162ZM174 212H176L177 213V209H176V211H174ZM256 212V211H255ZM260 212V211H259ZM133 213V212H132ZM131 213V215H133ZM136 213V212H135ZM183 213V212H182ZM223 213V212H222ZM138 214V213H137ZM168 214V213H167ZM221 214V213H220ZM259 214V213H258ZM250 215H252V214H250ZM249 215V216H250ZM108 216H109V214H108ZM111 216V215H110ZM127 216V215H126ZM150 216V215H149ZM221 216H223L222 214H221ZM176 217H177V215H176ZM176 217H175V219H176ZM245 217V216H244ZM252 217V216H251ZM147 217H145V219L144 220H147L146 219ZM259 218V217H258ZM152 219V218H151ZM167 219V218H166ZM171 219V218H170ZM175 219H173V220H175ZM239 219V218H238ZM245 220H248L247 218L245 219ZM257 220V219H256ZM255 220V221H256ZM168 221V220H167ZM176 221V220H175ZM143 222V221H142ZM145 222H147V221H145ZM180 222V221H179ZM248 222V221H247ZM13 223V222H12ZM163 223V222H162ZM166 223V222H165ZM245 223H246V221H245ZM253 223V222H252ZM251 223V224H252ZM157 224V223H156ZM226 224V223H225ZM260 224V223H259ZM121 225V224H120ZM159 225V224H158ZM166 225V224H165ZM183 225V224H182ZM177 226V225H176ZM181 226V225H180ZM221 227L222 226H224V225H220ZM216 227V226H215ZM237 227V226H236ZM239 227V226H238ZM127 228V227H126ZM162 229V228H161ZM218 229V228H217ZM235 229V228H234ZM181 230V229H180ZM173 231V230H172ZM176 231V230H175ZM200 233V232H199ZM256 233V232H255ZM179 234V233H178ZM204 234V233H203ZM228 234V233H227ZM20 235V234H19ZM220 235V234H219ZM204 236V235H203ZM202 236V237H203ZM201 237V238H202ZM17 238V237H16ZM117 238V237H116ZM205 238H206V236H205ZM204 238V239H205ZM208 238V237H207ZM168 239L170 240V245H172V243L174 242V241H172V243H171V239L168 237L167 238V241H168ZM174 238H172V240H173ZM204 239H202V240H204ZM200 242H202V241H200ZM166 243V242H165ZM96 247V246H95ZM223 248V247H222ZM95 249V248H94ZM39 253V252H38ZM95 253V252H94ZM236 253V252H235ZM93 254V253H92ZM99 255V254H98ZM260 255V254H259ZM258 255V256H259ZM100 256H102L101 254H100ZM228 256V255H227ZM96 257V256H95ZM99 257V256H98ZM129 257V256H128ZM94 258V257H93ZM100 258V257H99ZM103 258H105V257H103ZM145 258V257H144ZM97 259V258H96ZM133 258H131V260H132ZM174 259L176 260V258L174 257ZM173 259V260H174ZM175 260H174V264H175ZM124 261V260H123ZM169 261V260H168ZM177 262V261H176ZM95 263V262H94ZM93 263V264H94ZM117 264V263H116ZM216 264V263H215ZM235 264V263H234Z\"/></svg>",
	"mask_w": 264,
	"mask_h": 264
}]
</instances>
